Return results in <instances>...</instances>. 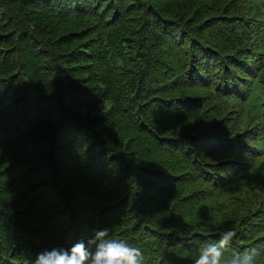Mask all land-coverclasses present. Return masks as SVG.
Here are the masks:
<instances>
[{
	"label": "trees",
	"instance_id": "1",
	"mask_svg": "<svg viewBox=\"0 0 264 264\" xmlns=\"http://www.w3.org/2000/svg\"><path fill=\"white\" fill-rule=\"evenodd\" d=\"M103 228L264 264V0H0V264Z\"/></svg>",
	"mask_w": 264,
	"mask_h": 264
},
{
	"label": "clouds",
	"instance_id": "2",
	"mask_svg": "<svg viewBox=\"0 0 264 264\" xmlns=\"http://www.w3.org/2000/svg\"><path fill=\"white\" fill-rule=\"evenodd\" d=\"M235 235L229 230L218 240L209 241L200 250L194 264H225V251ZM260 256V250L250 246L233 255L226 264H259ZM28 264H144V254L139 247L110 235V230L103 228L87 242L79 240L70 248L44 249Z\"/></svg>",
	"mask_w": 264,
	"mask_h": 264
}]
</instances>
